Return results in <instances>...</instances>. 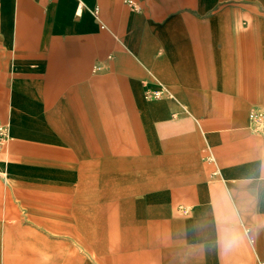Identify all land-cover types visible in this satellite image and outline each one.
Listing matches in <instances>:
<instances>
[{"label": "crops", "instance_id": "0c3cea01", "mask_svg": "<svg viewBox=\"0 0 264 264\" xmlns=\"http://www.w3.org/2000/svg\"><path fill=\"white\" fill-rule=\"evenodd\" d=\"M134 2L137 9L126 0H0V120L12 134L0 167L10 160L12 171L15 162L52 173L55 161H79L80 170L107 175L129 200L124 213L112 210L118 245L106 263L144 264L136 249L158 230V217L135 211L165 194L190 205L192 219L207 226V257L264 263V133L249 129L250 111L264 109V0ZM159 87L168 94L146 98ZM120 113H131L137 125ZM2 180L0 226L22 216L12 194H36L46 203L35 209L39 224L97 241L55 208V200L69 199L59 189ZM234 233L240 242L249 238V247L236 249ZM5 235L10 264H27L26 252L42 248L9 229ZM70 252L61 264H81Z\"/></svg>", "mask_w": 264, "mask_h": 264}, {"label": "rangeland", "instance_id": "374dc122", "mask_svg": "<svg viewBox=\"0 0 264 264\" xmlns=\"http://www.w3.org/2000/svg\"><path fill=\"white\" fill-rule=\"evenodd\" d=\"M125 108H121L124 111ZM122 120L124 118L129 119V126L136 124L133 123V115L131 113H120ZM137 114L136 116H138ZM136 119H139L136 117ZM133 120V121H132ZM138 125H140V120ZM133 140L136 148L141 152L143 147V140L140 133L134 128ZM140 158H143L142 154L139 153ZM105 158L110 156L109 154L103 155ZM13 161L8 164L3 163V167H0L2 175H0L4 185L8 187L23 186V187H38V186H54L55 189H59L62 194L68 197L63 204L57 203L55 200V208L66 210L64 214L71 217V220L75 221L74 224L79 222V229H86L90 237L95 238V243H89L81 241L76 234L71 232H65L62 230H54L46 225L39 224L36 219V207L45 205L40 198L41 195H34L24 193L23 195L14 193L11 196L17 203L22 201V216L19 218L8 219V223L13 225L20 223L22 226H0V237L4 238L7 234V229L16 235H22L23 243L35 244V241L42 244V248L39 250L30 249L26 252L27 257L23 258L22 263L27 264H61L62 258H69L72 253L78 258H81V264L87 262L88 264H111L106 263V257L115 255L116 252H111L116 245H118L117 239V227L111 223V213L113 208L117 210L121 207L120 213H124L123 203L126 202L124 199L125 195L117 194L113 187L110 185L109 177L107 175L101 176V173L96 167L86 168V170H80L79 161H55L52 173L46 167L40 166L38 169L37 165L33 163H15L19 165L18 172L12 171ZM24 167H21V166ZM148 174L153 175V170L149 171ZM20 169H23L21 172ZM47 169V170H46ZM217 172V171H216ZM136 176H143L141 166L136 170ZM36 174H41L37 176ZM53 174V175H52ZM49 175V176H48ZM100 175V176H99ZM158 189L151 188L150 193H153ZM145 192L140 197L147 195ZM121 195V196H120ZM58 196V194H56ZM172 194H165L164 200H156V207L160 210L154 212L151 211V206H147L146 209H136V214L141 215L147 214V219H152L153 215L156 223L158 221V230L153 229L149 231L146 237V244L143 248H137L139 254L144 256V264H262L259 260L255 259H244L238 257H207L206 255L212 254V251H207V226L197 225L196 219L193 220L192 209L190 205L183 204L182 202H173ZM38 198L40 201L36 202L30 198ZM129 200V199H128ZM132 197L130 201H133ZM168 207L162 208V204ZM36 209V210H35ZM162 209V210H161ZM153 210V209H152ZM59 211H56V215ZM39 214V211H38ZM39 216V215H38ZM57 218V216H56ZM137 218V217H136ZM97 220V221H95ZM126 222V220H125ZM156 228V227H153ZM5 235V236H4ZM37 236L40 237V241ZM235 238L234 247L236 249H246L249 247L250 239L242 237L243 242L239 241L238 233H234ZM203 239V240H197ZM43 240L45 242H43ZM46 241L50 243L49 247L46 245ZM4 243L0 242V264H10L7 262L8 259L4 258ZM223 247L222 242L218 246ZM213 248V247H212ZM114 250V249H113ZM112 250V251H113ZM200 255V256H199ZM10 261L12 259H9ZM16 261L20 262L16 258ZM111 261V260H110Z\"/></svg>", "mask_w": 264, "mask_h": 264}, {"label": "built area", "instance_id": "2783aa9c", "mask_svg": "<svg viewBox=\"0 0 264 264\" xmlns=\"http://www.w3.org/2000/svg\"><path fill=\"white\" fill-rule=\"evenodd\" d=\"M126 3L132 6L134 9H137L134 0H126ZM95 13L98 14V10H96ZM95 69L99 70L101 67L96 66ZM166 94H168V90L164 87H159L157 89L148 90L145 96L147 99L155 100L163 98ZM249 129L253 133H264V109H252L250 111ZM11 140L12 134L10 126L0 120V155L8 147ZM210 160H212V157Z\"/></svg>", "mask_w": 264, "mask_h": 264}]
</instances>
